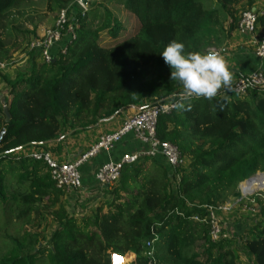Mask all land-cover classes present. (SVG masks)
Here are the masks:
<instances>
[{
	"label": "trees",
	"instance_id": "obj_1",
	"mask_svg": "<svg viewBox=\"0 0 264 264\" xmlns=\"http://www.w3.org/2000/svg\"><path fill=\"white\" fill-rule=\"evenodd\" d=\"M29 1L0 0L3 65H14L18 48L4 39V27ZM45 1L47 12L65 9L73 17V37L60 42L65 51L51 61L37 62L38 52L30 49L29 66L13 78L0 73L8 89L0 91V224L7 228L15 218L33 227L20 238L1 234L0 264H109L111 253L127 259L132 253L134 264H240L235 239L212 240L202 219L209 207L240 196L242 180L264 172V87L243 95L230 87L211 100H192L188 110L160 113L158 139L189 159L175 189L167 166L142 155L122 165L109 186L111 198L90 216L67 212L65 189L43 160L14 154L144 101L173 100L181 86L170 79L159 55L163 47L178 40L186 51L225 50L238 13L252 9L254 0H112L128 20L110 10L108 0L90 1L85 11L79 0ZM89 16L98 17L96 26ZM257 23L264 33V10ZM257 203L261 219L239 236L240 248L264 264V204ZM42 221L55 225L49 235L38 230Z\"/></svg>",
	"mask_w": 264,
	"mask_h": 264
},
{
	"label": "built area",
	"instance_id": "obj_2",
	"mask_svg": "<svg viewBox=\"0 0 264 264\" xmlns=\"http://www.w3.org/2000/svg\"><path fill=\"white\" fill-rule=\"evenodd\" d=\"M80 4V2H78ZM81 5V4H80ZM85 10V6L81 5ZM260 15L255 9H245L238 15L236 29L243 35H251L254 40V54L260 60L261 68L243 76H238L232 82L231 87L236 92L244 94L247 89L252 87H264V33L259 31L257 24V17ZM73 18V17H72ZM65 30V31H63ZM73 26L71 21H68V12L61 9L57 15L55 26L46 29L43 34L32 40L28 45V50L35 49L38 57V62H48L57 57L56 53L65 51L64 46H56L62 39L63 33H71L73 37ZM219 54L223 53L224 49H211ZM3 65H0L2 68ZM140 107L127 119H125L121 126L110 133L102 134L94 146L81 156L67 160L57 161L50 156L46 151L36 150L28 155L35 159L43 160L48 167L50 178L54 183L67 190H77L82 186V176L80 166L85 159L92 153L100 149L109 151L122 137L127 133H132L135 139L145 145L142 152L124 153L117 161H107L102 164L94 174L95 181L101 188L116 184L119 178V171L123 164L132 163L142 155H149L163 162L167 168L170 176H172V188L175 189L176 183L179 179V170L184 167L185 157H182L180 151L175 145L169 142L161 141L156 135V123L160 113L168 112L174 107L173 100L167 99L162 101H148ZM220 210H226L224 206L209 207L207 216L202 219L203 222H208L210 226V236L215 240L221 232L218 228V215L216 213ZM198 220L197 217L193 218ZM218 239V238H217ZM148 245V244H147ZM125 256L117 253H111L109 264H124Z\"/></svg>",
	"mask_w": 264,
	"mask_h": 264
},
{
	"label": "crops",
	"instance_id": "obj_3",
	"mask_svg": "<svg viewBox=\"0 0 264 264\" xmlns=\"http://www.w3.org/2000/svg\"><path fill=\"white\" fill-rule=\"evenodd\" d=\"M259 7V0H254L253 9L258 10ZM225 47V51L220 55L224 57L230 70L233 72L232 82L239 75H247L261 68L262 64L254 54L255 45L251 35H243L237 30H234ZM24 61V59L19 61L16 63V66L5 67V71L13 78L15 76L14 71L22 68L25 63ZM10 68H12V72ZM222 90L224 88L219 92ZM146 102L144 101L141 105H144ZM138 107L140 106H130L123 109L120 114L103 120L97 125L87 130L79 131L74 135H64L62 137L61 134L59 138L54 139L49 144L46 143L42 147L32 146L24 150H19L18 152H21L20 155H28L36 150L46 151L52 158L60 162L75 159L90 150L102 134L110 133L118 129L122 122L130 117ZM144 149V144L137 141L132 133H127L109 151L100 149L88 156L80 166L82 176L81 188L67 190L62 197V203L67 211L75 214H89L93 212L99 201L109 195L108 189L110 186L101 188L95 181L94 174L97 169L107 161H117L124 153L142 152ZM185 161H187L186 157ZM130 254L133 255L132 253Z\"/></svg>",
	"mask_w": 264,
	"mask_h": 264
},
{
	"label": "rangeland",
	"instance_id": "obj_4",
	"mask_svg": "<svg viewBox=\"0 0 264 264\" xmlns=\"http://www.w3.org/2000/svg\"><path fill=\"white\" fill-rule=\"evenodd\" d=\"M30 1L29 2H22L21 6L18 9L13 10V11H15L14 16L11 14L12 12H10L11 16L10 17L8 16L9 18L7 17L9 20V24H7L4 27V39H6L8 41L9 46L12 45L13 42L18 44L17 50L12 52V56H11L12 60L14 61V66H16V63H18L19 61H22L23 59L25 60L24 66L19 70H23L24 68H26V66H29L28 62L31 59L30 53L27 52L28 46L26 48L25 44L29 45V43L32 40L39 38L46 29L54 27L55 23L57 21V13L58 12H55V13L47 12L45 10V2H46L45 0H30ZM259 2H260V7L258 8L257 12H259L261 14V12L264 10V0H259ZM105 4L108 5L110 10H112L114 13L118 14L119 17L122 18L123 20L129 19V15L124 13V11L121 9L120 6H116L115 3L113 5L112 0L106 1ZM110 5H112V6H110ZM87 6H85V8H87ZM71 18H72V16L69 15L68 16L69 22H70ZM87 20H88L87 22L89 23V25L91 27H94L97 25L98 17L89 16ZM258 28H259V31L262 32L260 30L259 25H258ZM33 29H35V34L31 32V30H33ZM70 35H71V33L66 34L64 32L62 39L59 41V44L55 45L54 48L58 45L62 46V44H60V42L64 41ZM25 38L27 40H23ZM213 49L217 50L219 48H213ZM35 60L38 62L37 56L35 57ZM0 65H3V64L0 63ZM5 67H9V65H3V67L0 68V73L6 74V75L8 74L10 76V74L7 73V71H5ZM10 71L12 72V68H10ZM17 72L18 71L15 70L14 75ZM1 74H0V91L6 93L8 89H7V86L2 79ZM12 75H13V73H12ZM62 134L63 135H71V132H67V133L65 132ZM19 150H21V149H19ZM20 154H21V152L20 153L17 152L16 154H14V156H17V155L19 156ZM188 160L189 159L187 158V161H185V164H184V166H185L184 168L188 167ZM257 172H259V171H257ZM255 174L256 173L250 175L249 177L254 176L253 178H257V177L261 176V175H255ZM262 176H264V175H262ZM178 177H180V173H179ZM246 179L242 180L239 183V185L241 186V189L244 187L246 182H248V181H245ZM171 182H172V180H171ZM171 186H172V184H171ZM251 192H247L250 194L242 195L241 190L239 189V193H240L239 195L240 196L230 197L225 203L220 204V206L222 205V206L226 207V210L225 211L220 210V211H218V213H216V216L218 215V224H219L218 228H220V230H221V232L219 233V236H217V238L218 239H220V238H234L235 239V245L238 247L237 251L239 254V263L240 264H255L253 258L249 254H247L242 248H240L241 240L239 238V236L242 234L243 231L250 229V227L252 225H254L257 221H259L261 219L257 199H259L264 204V189L263 188L262 189H256V190L251 191ZM110 198H111V196L107 195L104 199L100 200L98 204H100V202H102V201L109 200ZM96 207H95V209H96ZM95 209H94V211H95ZM94 211L89 213V214H85V213L84 214H75V213H72L70 211H67V212L73 216L81 218V217L92 215L94 213ZM1 219H2V216L0 215V221H1ZM3 219H5V217ZM54 226L55 225H53L49 221L48 222L42 221L41 225L38 227V230L45 232L47 235H49ZM31 228L33 229V227L30 226V224H28L26 222H18L15 220V218H12L10 220L9 226L7 228H2L1 224H0V254L4 250L3 244L1 242V234L7 233L9 235L20 238L21 236H23L25 231H28ZM217 238L215 240H218ZM128 255H129L128 256L129 259H127V260L125 259L124 264H134V256L131 255L130 253ZM126 258H127V256H126Z\"/></svg>",
	"mask_w": 264,
	"mask_h": 264
},
{
	"label": "clouds",
	"instance_id": "obj_5",
	"mask_svg": "<svg viewBox=\"0 0 264 264\" xmlns=\"http://www.w3.org/2000/svg\"><path fill=\"white\" fill-rule=\"evenodd\" d=\"M159 55L170 69V79L181 86L178 96L173 97L176 109L188 110L192 100H211L222 88L231 87L233 72L224 57L215 51H186L182 42L172 40Z\"/></svg>",
	"mask_w": 264,
	"mask_h": 264
},
{
	"label": "bare ground",
	"instance_id": "obj_6",
	"mask_svg": "<svg viewBox=\"0 0 264 264\" xmlns=\"http://www.w3.org/2000/svg\"><path fill=\"white\" fill-rule=\"evenodd\" d=\"M261 176L257 177V178H253L251 180H249L248 182H246V184L244 185V187L242 188L244 193L247 192H251L254 191L256 189H264V176H262V174H260ZM249 194V193H247Z\"/></svg>",
	"mask_w": 264,
	"mask_h": 264
},
{
	"label": "water",
	"instance_id": "obj_7",
	"mask_svg": "<svg viewBox=\"0 0 264 264\" xmlns=\"http://www.w3.org/2000/svg\"><path fill=\"white\" fill-rule=\"evenodd\" d=\"M90 1H94V0H79V2H80V4L81 5H83V6H87L88 5V3L90 2ZM115 115V114H114ZM113 115V116H114ZM8 119V118H7ZM64 136V135H63ZM62 136V137H63ZM51 141H53V140H50V141H47V142H45L44 144H46V143H50ZM32 145H38V144H32ZM19 149H21V148H19ZM262 174V175H264V172H256V174L255 175H257V174ZM254 176H251V177H249V178H247L245 181H249L250 179H252ZM238 188L241 190V193H242V195H245V194H247V193H244L243 192V190L241 189V186L239 185L238 186ZM252 193V192H251ZM250 194V193H249Z\"/></svg>",
	"mask_w": 264,
	"mask_h": 264
}]
</instances>
